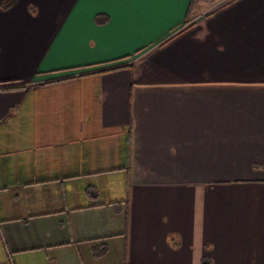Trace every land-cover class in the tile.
<instances>
[{
    "label": "crops",
    "instance_id": "0c3cea01",
    "mask_svg": "<svg viewBox=\"0 0 264 264\" xmlns=\"http://www.w3.org/2000/svg\"><path fill=\"white\" fill-rule=\"evenodd\" d=\"M5 86L0 264H264V0H11Z\"/></svg>",
    "mask_w": 264,
    "mask_h": 264
},
{
    "label": "trees",
    "instance_id": "16d2710c",
    "mask_svg": "<svg viewBox=\"0 0 264 264\" xmlns=\"http://www.w3.org/2000/svg\"><path fill=\"white\" fill-rule=\"evenodd\" d=\"M11 5V0H0V7L7 8ZM33 8V7H31ZM95 21L98 24H104L108 21L107 15L104 14H98L95 16ZM5 87H0V89H5ZM87 192L90 193V190L87 189ZM106 251V244L102 243L98 247L93 248V255L94 257H98L102 255Z\"/></svg>",
    "mask_w": 264,
    "mask_h": 264
}]
</instances>
